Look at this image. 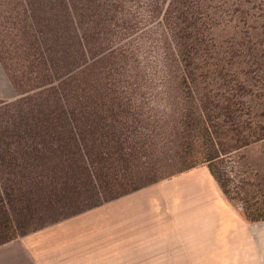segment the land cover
I'll use <instances>...</instances> for the list:
<instances>
[{"label":"trees","instance_id":"16d2710c","mask_svg":"<svg viewBox=\"0 0 264 264\" xmlns=\"http://www.w3.org/2000/svg\"><path fill=\"white\" fill-rule=\"evenodd\" d=\"M0 69V246L203 165L264 222V178L221 170L264 143V0H0Z\"/></svg>","mask_w":264,"mask_h":264},{"label":"crops","instance_id":"0c3cea01","mask_svg":"<svg viewBox=\"0 0 264 264\" xmlns=\"http://www.w3.org/2000/svg\"><path fill=\"white\" fill-rule=\"evenodd\" d=\"M197 170L4 244L0 264H264V222H246Z\"/></svg>","mask_w":264,"mask_h":264},{"label":"rangeland","instance_id":"374dc122","mask_svg":"<svg viewBox=\"0 0 264 264\" xmlns=\"http://www.w3.org/2000/svg\"><path fill=\"white\" fill-rule=\"evenodd\" d=\"M141 28L143 30L139 31V34L136 33L132 35L133 37L125 40V42L128 43L129 46L131 45L136 48L133 53L137 54V58L132 59H135L139 64H146L147 66H150L156 56V51L158 52V47H160V50L163 49V39L160 35L159 29L154 25V23L146 27L141 26ZM260 88V94L262 95L264 94V72L260 74ZM16 98L17 97L14 91L10 87L7 79L0 69V99L11 101L15 100ZM243 163H247L246 168L253 177L264 178V143L253 145L247 149H242L241 151L237 152L233 157L224 161L221 170H230V168L234 166L240 168L238 171H245L247 169L240 166ZM197 168H199V170H197L195 173H191L192 176L195 175L201 177L204 175V173L208 172V169L205 165ZM189 175L190 174H188V176ZM261 191L264 192V188H262ZM232 207L235 210L241 212L239 207Z\"/></svg>","mask_w":264,"mask_h":264}]
</instances>
